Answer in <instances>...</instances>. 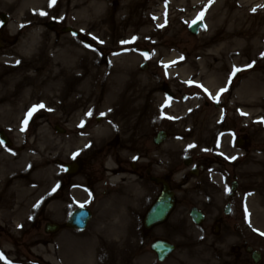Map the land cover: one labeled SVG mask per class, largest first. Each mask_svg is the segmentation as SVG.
Here are the masks:
<instances>
[{"label": "rangeland", "instance_id": "obj_1", "mask_svg": "<svg viewBox=\"0 0 264 264\" xmlns=\"http://www.w3.org/2000/svg\"><path fill=\"white\" fill-rule=\"evenodd\" d=\"M128 1L56 0L49 7L50 0H0V14L7 16L6 25L0 30V57L7 58L5 53L14 51L24 41L27 43L30 37H36L38 49L44 43L52 42V50L56 54L49 58L45 56L47 50L44 53L40 50V53H36V61L27 56L19 60L15 56L13 60L12 57L8 58L9 63L16 67L20 64L17 61H20L35 69L33 73H42L50 68L49 62L52 60L63 67L57 76L61 92L58 101L54 99L45 103L39 99L40 95L32 94L28 97L29 101L23 104L20 98L16 100L15 95L14 106L23 104V107L18 112L0 113V129L11 142L8 147L0 143V154H15L16 157L26 155L32 160L30 169H20L23 164L19 165L18 158L14 165V173L28 179L29 185L31 183L32 195L27 192L24 196L20 195L17 186L12 194L6 193L3 183V180L6 181L5 174L3 176V172H0V254L4 257L0 259V264H159L154 261L155 257L148 246L142 243L141 231L128 228L125 225L126 219L120 223H109V229L95 221L83 232L62 229L50 235L43 230L46 221L62 220L65 217L60 205L53 203L45 207L48 176L58 171L56 166L49 168L50 159L65 156L66 152H71L77 145L81 149L83 146L80 143L88 140L87 136L77 141L73 136L65 140L54 130L55 126L62 128L63 114L74 108L73 93L76 92L81 99L79 102H86V107L93 96L99 103L103 100L104 106L110 105L120 98L116 93L109 95V91L104 97L101 96V81H108H102L105 86L111 85L113 79L127 83L130 78L136 90L131 91L133 97L127 95V98L136 101L140 96V82H135V75L130 74L137 73L138 64L145 58L142 49H147L153 55L150 62L161 66L166 78L178 79V120L185 118L182 112L195 109V106L202 107L200 110L205 111L210 124L215 122L219 125L218 116L222 115L223 121L226 112H232L233 116L235 112H247L244 119L241 115L239 119L248 122H260L264 118V92H256L260 103L252 107L244 106L240 94L251 83L264 82V56L261 55L264 53V7H261L264 0H142L140 5L136 4L138 13L144 15L151 10L156 15L154 20H150L149 27L158 28L150 33L142 31L145 24L129 22L126 14H131L132 3ZM149 1L156 4L147 6ZM186 1L191 7L179 13V8ZM253 8L255 11H252ZM41 12L46 15H41ZM195 18H200L204 25L194 35L188 31L187 26ZM67 26L80 32V37L63 32L62 29ZM224 31L230 39L241 41L244 59L237 64L226 61L217 71V83L205 85L206 75L201 79L193 76L183 80L179 77L178 68L170 70L172 75L166 71L174 65L168 66L166 61L178 57L188 61L198 51L212 47L210 43L203 44V41L209 38L217 41ZM128 53L131 55L126 59L117 58ZM84 57H93L95 61L79 62ZM175 65L178 67V62ZM234 68L240 70L233 75ZM6 69L1 71L5 72ZM107 73H111L113 79H108L105 76ZM38 88L46 91L47 84ZM220 89L226 90L220 92ZM248 99L252 100V97ZM63 101L65 106H62ZM203 101H209V105L203 107ZM39 105L43 107H37L29 116V110ZM95 111L92 106H88L85 114L87 116V113ZM98 112L108 115L104 108ZM221 123L218 127H221ZM180 128L182 125L178 123V130ZM2 159L4 157L0 158V171H7ZM10 196L13 201L8 198ZM6 198L7 205L3 207L2 202ZM262 232L264 228L246 231L261 249L264 264ZM228 241L233 243L235 237L228 236ZM195 250L199 252L196 255L209 254L208 240L201 242ZM177 252L174 254L177 255ZM175 263L173 257L164 264Z\"/></svg>", "mask_w": 264, "mask_h": 264}, {"label": "flooded vegetation", "instance_id": "obj_2", "mask_svg": "<svg viewBox=\"0 0 264 264\" xmlns=\"http://www.w3.org/2000/svg\"><path fill=\"white\" fill-rule=\"evenodd\" d=\"M152 56L130 74L140 82L136 101L127 98L136 90L133 80L118 82L111 73L105 74L111 85L102 80L99 91L103 97L116 93L120 99L113 104L104 106L93 96L87 107L96 111L86 116V102L73 93L74 108L63 114L61 135L88 140L50 159L49 168L58 171L48 176L54 179L47 181L45 207L60 205L65 217L55 221L61 225L80 207L90 213L88 226L96 221L109 229V223L126 219L128 228L141 231L155 262L152 245L168 241L174 251L166 260L178 251L175 264H263L261 249L246 231L264 228V122L226 112L222 123L210 124L203 110L182 112L186 116L178 120V79L166 78ZM165 185L174 207L163 223L146 227L143 217ZM207 240L209 254L196 255Z\"/></svg>", "mask_w": 264, "mask_h": 264}, {"label": "bare ground", "instance_id": "obj_3", "mask_svg": "<svg viewBox=\"0 0 264 264\" xmlns=\"http://www.w3.org/2000/svg\"><path fill=\"white\" fill-rule=\"evenodd\" d=\"M128 2L131 4L132 12L131 14H126L127 19L131 24H138V25H144L142 26V31L146 33H150L155 31L158 27L150 28L149 22L150 20H154L156 17L151 10L149 12H145L144 15L141 13H138L136 10V4L142 3L135 2L134 0H129ZM169 3V2H168ZM167 3V4H168ZM139 4V5H140ZM156 3L153 1H149L147 6H153ZM191 7L190 3L188 1L183 4L182 7L179 8L178 12L182 13L185 9H189ZM136 11V12H135ZM36 37H30L29 41L26 43L25 41L20 43L19 46L12 52L3 53L6 55L5 57H0V113L3 112H18L20 108L23 107V104L29 101L28 97L30 95H35L41 98L45 103L52 102L54 99L58 101L61 97V92L59 90L58 85V78L61 74V68L58 66L56 61L52 60L49 63L48 69L44 70L42 73H33L35 69H32L29 65L21 64L19 61V65H16V67L12 66V63H9L8 58L12 57V60L16 56V59L19 60L21 57H28L32 58V60L36 61V53H40V50H43V53L46 51L45 56L51 58L56 53L53 52L52 48V42L50 43H44L40 49L37 48L38 42ZM218 41V42H217ZM217 41H212L211 38L206 39L203 41V44L210 43V46H212L210 49H206L205 51H198L194 54L193 58H190L188 61H184L182 57H178V73L179 77L183 80L196 76L197 79L203 78L205 75L206 77L204 80V84L207 86H212L215 83H217L219 77L217 76V71L220 70V68L226 63V61L231 63H240L244 59V47L240 40L237 39H230L229 34L224 31L219 36V39ZM220 42V43H219ZM216 44V46H215ZM51 49V50H50ZM64 53V52H63ZM131 54H121L117 58L119 59H126V57H130ZM172 58V57H171ZM177 60V59H176ZM172 60V61H176ZM54 61V62H53ZM94 58H87L84 57L79 62L82 63H92L94 62ZM8 65H10L8 67ZM27 67V70L25 71V68ZM6 69V71H1L3 69ZM16 70V71H14ZM55 70V72H54ZM24 71V72H23ZM52 79V80H50ZM49 83H51V88H49ZM45 84H47V90L44 91V89H39L38 87H42ZM264 82L262 83H251L241 91L242 96V103L244 106L252 107L254 104L260 103V97L257 96L258 91L264 92ZM44 91V92H43ZM17 96V98L21 99L22 105L14 106V99L13 96ZM257 96V97H256ZM252 100L248 99L251 98ZM54 104L56 106H59L58 103ZM4 157L2 161L4 162V166L7 171L1 170L0 172H3V176L5 174L6 181L3 180L4 184V190L8 194H12L13 190L17 189L20 193V195L24 196L27 192L28 194L32 195V189H31V183L29 185L28 179L25 180L23 177H21V174L14 173V165H16V159L18 158L19 165H22L20 169H24L31 166V161L29 160V157L26 155H20L16 157L15 154L8 155V154H0V158ZM7 164V165H6ZM20 172V171H19ZM17 175V177H16ZM17 178V179H16ZM29 187V188H28ZM4 198V196L2 197ZM12 200V196L8 197ZM8 198L4 199L2 202L3 207H6ZM13 201V200H12Z\"/></svg>", "mask_w": 264, "mask_h": 264}, {"label": "water", "instance_id": "obj_4", "mask_svg": "<svg viewBox=\"0 0 264 264\" xmlns=\"http://www.w3.org/2000/svg\"><path fill=\"white\" fill-rule=\"evenodd\" d=\"M1 26L4 25L6 22V15L1 13ZM201 25L199 21H195L191 26L189 27V31L192 33H196L198 26ZM71 31L75 33L73 30H71L69 27L63 28V31ZM0 141L8 144V141L5 139L4 133L0 131ZM173 197L172 193L168 191L167 187L163 190L159 198L157 199L156 203L152 206L150 211L148 212V215L146 216L145 224L146 226H150L153 223L161 222L163 221L170 210L173 207ZM88 218V214L83 211H79L76 214L73 213L69 225L73 228L82 229L85 227L86 220ZM58 228L56 224H46L45 231H54ZM154 249H156L159 253V259L162 260L171 250L172 245L167 243H157L156 246H154Z\"/></svg>", "mask_w": 264, "mask_h": 264}, {"label": "snow or ice", "instance_id": "obj_5", "mask_svg": "<svg viewBox=\"0 0 264 264\" xmlns=\"http://www.w3.org/2000/svg\"><path fill=\"white\" fill-rule=\"evenodd\" d=\"M56 0H50V3H49V7L53 6L55 4ZM261 7H264V5H261ZM252 11H255V8L252 9ZM41 15H46V13L44 12H41L40 13ZM23 26V25H22ZM95 39V37H94ZM102 43V41H101ZM262 56H264V53H261ZM17 63H19V61H17ZM252 65H248L247 67H251ZM240 69H235L233 70V75L235 74L236 71H239ZM226 89H220V92H223L225 91ZM217 95H219V93H217ZM37 107H43V105H39V106H33L32 109L29 110V113L28 115L30 116L32 114L33 111L36 110ZM243 114V113H242ZM87 115H91V112L87 113ZM101 115H103V113H101ZM260 122H264V118L261 119ZM23 130V129H22ZM2 143V142H0ZM88 145H86L85 147H87ZM194 145H190L189 147H193ZM75 155H77V153H73V156L75 157ZM133 159H137V157H133ZM232 159H235V157H233ZM53 191H55V188L53 189ZM19 226V225H18ZM254 231H258L256 229H254ZM261 235H264V232L260 233ZM0 259H4L3 255L0 254Z\"/></svg>", "mask_w": 264, "mask_h": 264}]
</instances>
